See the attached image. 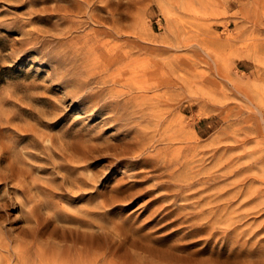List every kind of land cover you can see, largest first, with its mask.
<instances>
[{"label":"rangeland","instance_id":"1","mask_svg":"<svg viewBox=\"0 0 264 264\" xmlns=\"http://www.w3.org/2000/svg\"><path fill=\"white\" fill-rule=\"evenodd\" d=\"M0 264H264V0H0Z\"/></svg>","mask_w":264,"mask_h":264},{"label":"bare ground","instance_id":"2","mask_svg":"<svg viewBox=\"0 0 264 264\" xmlns=\"http://www.w3.org/2000/svg\"><path fill=\"white\" fill-rule=\"evenodd\" d=\"M14 175V174H13ZM2 177V176H1ZM7 179V178H6ZM3 202V201H2Z\"/></svg>","mask_w":264,"mask_h":264}]
</instances>
